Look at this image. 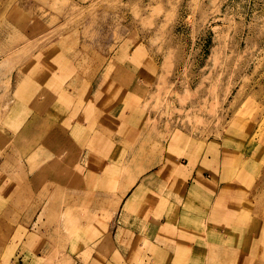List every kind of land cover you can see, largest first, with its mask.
<instances>
[{
  "label": "rangeland",
  "instance_id": "1",
  "mask_svg": "<svg viewBox=\"0 0 264 264\" xmlns=\"http://www.w3.org/2000/svg\"><path fill=\"white\" fill-rule=\"evenodd\" d=\"M185 215L194 264H264V0H0V264H162Z\"/></svg>",
  "mask_w": 264,
  "mask_h": 264
},
{
  "label": "crops",
  "instance_id": "2",
  "mask_svg": "<svg viewBox=\"0 0 264 264\" xmlns=\"http://www.w3.org/2000/svg\"><path fill=\"white\" fill-rule=\"evenodd\" d=\"M202 169L201 168H195L194 172L192 173V176L190 177V181H189V191L191 187H195L196 189L200 188V184H202L205 186L203 189V192L200 193V195H204L205 199L204 202H200L198 200H194V197H191L189 203L191 205L192 210L188 209L189 211H191L192 213H194L196 216H202V218L204 219L205 216H208L209 218H207V220L210 219H215L217 217V215L215 213H212V206H213V199H215V185L216 184H220L219 181V177H221V170L220 173H218V178L215 179V172L214 175H211L208 173L209 176H207V174H205V176H201L199 177L200 171ZM200 178V179H199ZM202 180V181H201ZM215 190V191H214ZM185 201H187V198L184 199ZM212 200V201H211ZM193 201V202H192ZM188 203V204H189ZM187 204V205H188ZM205 209V210H204ZM214 216V217H212ZM201 218V219H202ZM167 219V217H166ZM182 219V222L180 223V220ZM186 215L182 216V218H180L178 220V223L176 222L175 224H173V221L171 222V224H166V225H161L159 230L155 229L154 233L157 234L158 236L155 235L154 239L157 240L154 241H148V243L146 244L147 247H149L150 249H155V254H152V257L155 259L156 263H161L162 264H172V263H180V261H185L186 264H194V256H195V247L194 243H195V231H196V227L193 226L191 227H187L184 224L186 223ZM167 223V222H166ZM178 227V228H177ZM175 228H177L175 233ZM124 231H126L124 233ZM123 231V236L122 234L121 237H117L118 233H115V235H113V237H115L116 240H118L119 244H117L119 247H123V254L125 255V257H128L126 251H127V247H134L135 243H133V235L130 234L131 239L130 241L127 240V233H130L128 231V229H124ZM156 231V232H155ZM208 231V230H207ZM177 234V235H176ZM187 236H189L190 238H188ZM199 241H203L199 239ZM156 242V243H155ZM203 246V244H200L198 247ZM179 249H189L188 251H180ZM190 255L192 257L191 261L186 259V256L183 257L182 255H187L188 252H190ZM152 253V251H151ZM182 254V255H180ZM202 255V253L200 254ZM151 256V255H148ZM163 256V257H162ZM180 259V261H179ZM159 260H162L161 262H159ZM130 262V260H129ZM201 262V261H200ZM199 263V262H198Z\"/></svg>",
  "mask_w": 264,
  "mask_h": 264
},
{
  "label": "bare ground",
  "instance_id": "3",
  "mask_svg": "<svg viewBox=\"0 0 264 264\" xmlns=\"http://www.w3.org/2000/svg\"><path fill=\"white\" fill-rule=\"evenodd\" d=\"M46 71V70H45ZM23 74V73H22ZM43 80H44V82H46V78H43ZM20 92H21V88H20ZM29 99H31V98H28V100ZM37 100L35 99V102H36ZM24 102V101H23ZM22 105V103L20 104V106ZM24 107H26L25 105H24ZM39 111H40V109H39ZM47 116V115H46ZM43 122H46V120H43ZM46 124V123H45ZM177 141H181V139H175V142L176 143H178ZM179 171H181L182 172V174L184 175V167L182 166V167H180L179 168ZM216 174V173H215ZM217 176H218V173H217ZM200 179V178H199ZM202 181V180H201ZM201 186H200V188H198V189H196L194 186L193 187H191V189H190V192H188L189 191V188H188V191H185V192H181L180 193V195L183 193H186L185 194V196L184 195H182V197L180 198V201L181 200H183V199H185V198H187V201H188V199H191V197H194V196H197V195H199L200 193H202L203 192V189H204V185H203V182H202V184H200ZM140 189H143V187H141ZM140 191V190H139ZM142 191V190H141ZM141 193V192H140ZM139 193V194H140ZM137 194H138V191H136L133 195H132V197L128 200L127 199V201L125 202V203H123L124 205H123V209H122V211L120 212L121 213V217H119L120 218V220H123V219H125L126 218V215H127V212L130 210V208L132 207V205H133V203L136 201V197H137ZM138 194V195H139ZM97 197H96V201L97 202H102L105 198L107 199V198H109L108 196H109V194H106V193H99V192H97ZM110 195H111V193H110ZM166 200H168V199H166ZM187 201H185V203L187 204ZM118 203V202H117ZM179 204L180 203H178L177 205H175L174 204V202H172V204L170 205V207L172 208V207H175V209H179L178 208V206H179ZM188 205H186L185 207H187ZM174 209V210H175ZM208 245H210L208 242H206ZM208 245H205L204 243H203V246L202 247H207ZM217 246V245H216ZM220 259H222V261H219L220 263L222 262H226V258L225 257H220ZM180 263L181 264H186V262L185 261H180Z\"/></svg>",
  "mask_w": 264,
  "mask_h": 264
}]
</instances>
